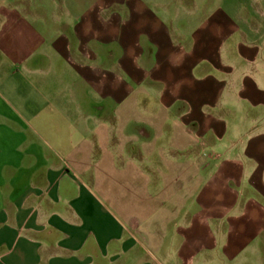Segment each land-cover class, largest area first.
<instances>
[{"label": "crops", "instance_id": "obj_1", "mask_svg": "<svg viewBox=\"0 0 264 264\" xmlns=\"http://www.w3.org/2000/svg\"><path fill=\"white\" fill-rule=\"evenodd\" d=\"M0 264H264V0H0Z\"/></svg>", "mask_w": 264, "mask_h": 264}, {"label": "rangeland", "instance_id": "obj_2", "mask_svg": "<svg viewBox=\"0 0 264 264\" xmlns=\"http://www.w3.org/2000/svg\"><path fill=\"white\" fill-rule=\"evenodd\" d=\"M243 4H244L243 2H240V3H239L240 6H243Z\"/></svg>", "mask_w": 264, "mask_h": 264}]
</instances>
